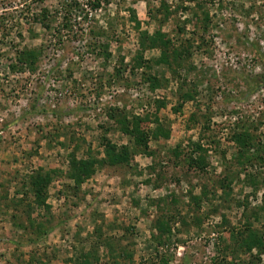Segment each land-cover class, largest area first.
<instances>
[{
    "label": "rangeland",
    "instance_id": "1",
    "mask_svg": "<svg viewBox=\"0 0 264 264\" xmlns=\"http://www.w3.org/2000/svg\"><path fill=\"white\" fill-rule=\"evenodd\" d=\"M200 2L0 0V264H264L245 241H264V170L237 179L229 140L239 124L264 144V85L248 84L264 75V0ZM145 34L197 39L194 70L147 69L160 52ZM136 119L146 150L123 131ZM107 144L129 156L112 165Z\"/></svg>",
    "mask_w": 264,
    "mask_h": 264
},
{
    "label": "trees",
    "instance_id": "2",
    "mask_svg": "<svg viewBox=\"0 0 264 264\" xmlns=\"http://www.w3.org/2000/svg\"><path fill=\"white\" fill-rule=\"evenodd\" d=\"M205 2H213V0H202ZM99 1H94L93 7H96L99 9ZM191 2L197 3V5L201 8L202 2L200 0H191ZM76 5H67L65 8H62L64 13H63V21H62V28L67 29L69 32H72L73 26H72V12L75 9ZM42 13V18L41 19H36L38 21V24L42 25L44 29L51 30L52 29V23L56 20V16L50 17L49 16V11L44 10L41 12ZM205 23H210V19L208 16H206ZM91 33H93L91 31ZM146 40L150 43V45L153 48H156L160 52V57L156 60L153 61H147V69L153 70L154 67H160V66H165L171 71L172 76L178 75L180 76V71L183 72H191L194 70L193 66L190 64V61L192 59V47L196 43V40L192 38H186L182 40L180 43L179 47L174 48L173 44L170 40H168L165 36L162 35H157L155 37H149L147 34H145ZM63 38V37H62ZM202 39V38H201ZM62 40V39H61ZM204 41V40H202ZM20 61L23 64H28L29 67L34 70L35 68L34 63L37 61V58L35 57L34 53H29V52H23L20 55ZM27 61V62H26ZM191 65L188 69L187 66ZM181 79V78H179ZM148 83L151 84L152 89H157L158 87L161 86L162 82L160 81L159 77L157 75H152L150 74L148 76ZM185 84V80H184ZM249 86L251 88H255L258 85L262 86L264 85V75L260 78L254 77V79L249 80L248 82ZM256 89V88H255ZM193 91V90H192ZM190 91V92H185L183 88H180V93H181V103L184 105L186 103L194 101V94L197 93V91ZM194 93V94H193ZM179 104V107H182L183 105ZM141 122L140 119H136V123H134L133 127H130L128 125H123V128H125L123 131L127 135H130L132 137H135L137 139V146L138 148L144 147L146 150L148 148V141L150 140L149 133L150 132H145L142 130L141 126L139 123ZM241 124V123H240ZM261 124V123H260ZM238 125L236 124L235 129L233 130L232 134L229 136V140L234 143L237 147V156L235 157V161L237 163V167L239 169L238 174H235L236 178L239 179L240 175L245 173V176L247 179L251 180L254 185H257L258 183V176L254 177V174H251V170L253 168L257 169V171H263L264 170V144L262 143H255L254 139L250 134L249 131L246 130L245 128L238 129ZM243 127V126H242ZM196 149L199 152H205L201 144L196 145ZM117 146L107 144L106 148V153L109 156L108 160H111L112 165H119L122 164L124 159L129 156V153L127 149H119ZM254 151V152H253ZM253 152V154H252ZM195 153H197L195 151ZM185 162L189 164V167L200 169V160H194L193 155H190L185 158ZM73 167L78 166L73 162ZM80 166V165H79ZM76 167L74 171L77 172L76 179L80 180L82 179L81 173H80V167ZM203 171L204 169L201 168ZM229 174V173H228ZM226 174V177H224L222 183H221V188L226 192L227 194L231 192V187L233 183V178ZM264 173L261 172V175ZM42 180H38L35 186V193L37 199H41V194H43V190L41 187ZM37 187V188H36ZM229 195V194H228ZM196 204H198V201L200 198H195ZM167 224L165 223V220L162 219L158 221L157 227L159 228L160 233H162L164 230L163 228L166 227ZM163 230V231H162ZM250 231V230H249ZM249 231L247 233H249ZM252 235H249L247 238H245L247 247L250 251L253 249L258 250L260 253L264 252V241L262 240L261 237L257 235V232L251 231Z\"/></svg>",
    "mask_w": 264,
    "mask_h": 264
}]
</instances>
